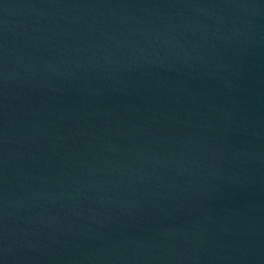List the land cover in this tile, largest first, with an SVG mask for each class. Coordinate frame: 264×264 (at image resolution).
I'll return each instance as SVG.
<instances>
[{"label":"water","instance_id":"1","mask_svg":"<svg viewBox=\"0 0 264 264\" xmlns=\"http://www.w3.org/2000/svg\"><path fill=\"white\" fill-rule=\"evenodd\" d=\"M0 264H264V0H0Z\"/></svg>","mask_w":264,"mask_h":264}]
</instances>
